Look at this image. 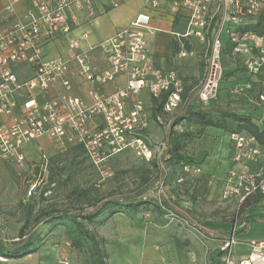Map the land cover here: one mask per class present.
Returning <instances> with one entry per match:
<instances>
[{
  "label": "built area",
  "instance_id": "obj_1",
  "mask_svg": "<svg viewBox=\"0 0 264 264\" xmlns=\"http://www.w3.org/2000/svg\"><path fill=\"white\" fill-rule=\"evenodd\" d=\"M23 0H0V161L22 165L23 147L41 137L54 144L79 145L93 166L100 169L103 161L116 153L134 148L145 159H162L167 143L153 144L146 130L149 127L148 100L166 94L163 103L164 122L168 123L181 104L182 86L176 73L168 67L156 68L148 35L160 30L151 25V18L138 14L127 26L116 31L98 45L106 59L99 67L92 61L90 49L80 47V38L72 36L70 13L87 0H28L29 7L21 16L15 6ZM161 1L144 0L145 6L157 10ZM121 0H112L117 7ZM183 11L184 38H194L208 53L204 77L198 90L203 102L214 99L222 76L220 63L223 33L234 44L233 53L243 59L249 73H256L264 64V35L243 32L236 34L230 25L256 19L264 12V0H171ZM92 14V11L89 13ZM216 24L211 27L213 19ZM53 39L65 42L63 56L46 58L43 45ZM22 64L32 67V75L21 79L16 69ZM72 71L87 85V97L72 93L73 84L67 74ZM118 76L124 78L116 85ZM261 100L264 97L260 96ZM237 155L236 165L227 173L222 198L239 201L260 193L264 196V149L252 135L230 133ZM262 164L255 171L252 165ZM48 157L40 153L34 163L38 177L27 191L34 193L47 172ZM188 170L189 165H183ZM199 171V169H194ZM164 179H157L154 191H162ZM157 192V193H158ZM156 196V195H154ZM157 198H161L159 195ZM233 232L223 247L226 264H234ZM249 256L238 264H264V238L249 239ZM61 264H68L63 258Z\"/></svg>",
  "mask_w": 264,
  "mask_h": 264
},
{
  "label": "rangeland",
  "instance_id": "obj_2",
  "mask_svg": "<svg viewBox=\"0 0 264 264\" xmlns=\"http://www.w3.org/2000/svg\"><path fill=\"white\" fill-rule=\"evenodd\" d=\"M174 30L182 32V24L176 25ZM80 34L72 32L74 37ZM171 37L179 51L170 55L168 65L163 67L176 73L182 92L199 90L207 65L206 47L194 38L182 39L174 34ZM225 37L223 33L222 40ZM220 63L222 74H232L222 77L214 99L230 100L235 104L248 102L256 110L255 122L264 127V100L259 97H264V67L259 75L250 76L228 53L222 55ZM172 129L176 133L189 134L184 151L193 157L194 163L186 171L182 166L162 161L165 176L162 191L158 193L149 190L159 178V167L153 164V161L158 163L157 159L147 160L134 148H126L109 157L98 169L86 158L82 148L58 146L61 149L58 152L51 150L48 137L39 138L43 151H51L46 175L34 193L28 195L27 191L39 179L34 171L39 156L25 160L21 166L0 167V235L12 244L22 224L41 209L91 208L102 199H127L142 192L168 200L193 223L216 230V238L206 237L163 205L146 203L134 209L125 204L110 215L114 207L108 205L93 222L83 221L89 233L102 241L107 264H226L224 244L232 232L237 240L236 221L243 212L250 211L240 207L243 200L239 201L238 197L222 198L226 175L236 165L237 150L217 129L200 130L186 123L176 124ZM167 130L164 117L159 115L157 119L151 118L146 133L152 143L157 144L165 142ZM261 164V160L250 164L251 171ZM78 230L69 216L37 225L34 232L41 243L36 260H46L51 254L54 264H61L63 258L68 264H94L91 244L85 237L78 236Z\"/></svg>",
  "mask_w": 264,
  "mask_h": 264
},
{
  "label": "trees",
  "instance_id": "obj_3",
  "mask_svg": "<svg viewBox=\"0 0 264 264\" xmlns=\"http://www.w3.org/2000/svg\"><path fill=\"white\" fill-rule=\"evenodd\" d=\"M178 17H175L177 22ZM216 24V18L213 19L211 27H214ZM233 32L236 34H241L243 32L253 33L257 36L264 35V12L261 13L256 19H252L249 22H244L241 24L230 25ZM177 33L182 34V32L177 31ZM175 35V34H174ZM177 36V35H176ZM179 38H184L183 36H177ZM171 40V55H175L179 51L178 44ZM188 48V45L186 46ZM234 44L226 36L222 40V50L221 58L224 53H228L231 57L241 63V68L245 70L250 76H256L260 74V71L263 69L264 64L260 69L252 74L249 73L243 64V59L240 56H236L233 53ZM232 73L228 72L222 74L223 78L230 76ZM220 79V80H221ZM261 95H259L260 97ZM263 96V95H262ZM166 94L162 93L157 98H151L149 100L150 107L147 110L149 114V122L151 118L157 119L159 115L163 116V103L165 100ZM256 112L254 107H251L248 102L244 104H235L230 100L220 102L216 99H211L207 102L200 100L197 91L184 90L181 93V104L178 110L172 115L170 121L167 124L168 130L166 131V143L167 150L162 161H168L172 165L182 166L183 165H193L194 159L191 155L187 154L184 151L189 134L187 132L176 133L173 131V126L176 124L186 123L197 126L200 130L212 128L217 129L223 133L227 140L229 139L230 133H240L252 135L256 144L264 149V127L255 122L253 116ZM232 142V141H231ZM233 143V142H232ZM153 164L159 167V164L153 161ZM9 166L10 164H5ZM165 169L159 167V177L164 179ZM227 176V175H226ZM157 180L153 185L149 187V190L154 189ZM225 184V180H224ZM148 192V191H147ZM264 200V196L260 193L252 194L246 197L241 203L240 207L250 208L252 205L256 204L259 201ZM152 203L163 205L165 208L176 212L179 216L183 217L189 224L194 226L199 230L203 235L209 238H216V231L210 230L205 227H202L196 223H193L183 212L178 210L177 206L170 204L168 200L163 198L151 197L144 195L142 192H136L131 197L125 198H116V199H102L97 203L93 204L91 208H86L82 206L75 207H66V208H46L39 210L31 220H26L20 227L17 235V240L13 241L12 244L7 243L0 236V256L7 259H19L28 254L36 252L40 246L41 238L34 232V229L40 223L45 221H56L61 220L65 216H69L70 220L76 224L79 228L77 234L79 237H85L89 240L91 244V253L93 255L94 264H107L105 261L106 251L105 247L102 244L101 240L96 239L91 235L83 225V221L87 223L93 222L101 212H103L108 205H112L114 209L109 212L113 214L118 211V209L125 204L131 205L132 208L136 209L137 206L141 204ZM256 218L257 220L264 221L263 217H257L255 215L249 214L247 212L242 213V218L247 223L250 218ZM240 232V231H237Z\"/></svg>",
  "mask_w": 264,
  "mask_h": 264
},
{
  "label": "crops",
  "instance_id": "obj_4",
  "mask_svg": "<svg viewBox=\"0 0 264 264\" xmlns=\"http://www.w3.org/2000/svg\"><path fill=\"white\" fill-rule=\"evenodd\" d=\"M28 7V0H23L17 3L15 6L17 15L21 16ZM90 11H92L91 15L89 14ZM138 14L149 15L151 18V25L160 30L153 35H148L149 47L154 59L155 67L161 68L159 65L162 67L164 64L168 65V59L171 55V34L177 33V31L174 30L176 25L182 24V27H184V17L182 15L183 11L177 10V7L171 3V0L161 1L160 8L157 10L145 6L144 0H121V3L117 7H112V0L82 1L79 7L73 5L70 13V24L72 32L76 34L86 33L85 37L80 38L81 49H90L92 61L99 67L104 68L106 66L105 55L103 51L98 48V45L112 36L119 29L127 26ZM0 17H2L1 4ZM175 17H178L177 22H174ZM249 21L250 20H246L245 22ZM64 47L65 42L63 40L53 39L43 45L42 53L46 58L63 56L65 54ZM16 71L21 79H25L32 75V67L29 64L20 65ZM67 76L73 84L72 93L77 96H81L83 99H88L87 85L83 83V81L80 80L72 71H70ZM123 83L124 78L122 76H118L116 79V85L111 84L106 88L108 90H112L115 86L122 85ZM141 97L144 99L145 103L149 102L148 95L145 92L141 93ZM50 143L52 144L51 150H57L58 152L61 151V149L59 150L58 145L54 144L51 140ZM39 147V139L26 144L23 147L25 160H33L34 158L40 156V153H45L43 148ZM69 147L76 148L80 146L74 145ZM51 150H49V152ZM48 153L45 154L48 158H50ZM5 164L6 163L0 161V167H9L12 165L10 164L7 166ZM35 170L36 169H34V171ZM249 209L250 211L247 213L257 217H263L264 200L257 202ZM236 223L238 226L237 231L240 232H237V241L234 245L233 259L235 263L239 262L240 259L249 256V239L264 238V223L257 222L256 218L252 217L247 223H245L241 216ZM215 233H217V231ZM38 254L40 253L35 252L19 259H7L0 256V264H54V257L51 254H49L46 260L40 262L36 260V256H38ZM254 264L260 263L255 262Z\"/></svg>",
  "mask_w": 264,
  "mask_h": 264
}]
</instances>
